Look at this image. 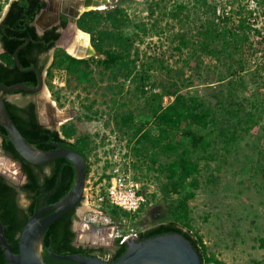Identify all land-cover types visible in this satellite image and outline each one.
Instances as JSON below:
<instances>
[{
    "label": "rangeland",
    "instance_id": "374dc122",
    "mask_svg": "<svg viewBox=\"0 0 264 264\" xmlns=\"http://www.w3.org/2000/svg\"><path fill=\"white\" fill-rule=\"evenodd\" d=\"M13 1L0 0V22ZM109 1L105 11L122 9L132 23H148L146 0ZM235 2L237 6L256 11L252 20V48L243 57L234 56L230 60L221 58L218 61L212 57H201L197 61L188 59L187 66L184 57L174 51L177 42H172V35L176 33V28L173 30L172 27L170 34L166 32L161 37L149 36L143 37L142 41L137 40L132 55L137 50L144 61L156 60L157 64L163 61L170 69L181 70L184 75L177 80L180 94L198 98L210 110L211 119L215 121L206 131L197 128L182 131L174 141L179 153L183 149H192L189 156L199 166V173L195 176L197 187H187L188 191L195 192V198L189 202V216L191 227L202 237L208 254L226 264H264V18L258 17L255 0ZM165 23L162 27L166 26ZM70 27H75V24ZM125 33L134 35L133 26ZM62 47L63 42H60L55 49ZM55 49L49 54V67L53 63ZM93 59L104 57L101 55ZM240 61L246 63V70L234 75ZM49 67L44 71L46 87L43 91L25 97L22 94L7 95L6 99L18 105L35 102L39 121L47 128L52 127L46 102L54 104L61 113H75V117L63 126H73L78 135L90 138L89 151L93 149L87 153L90 173L85 199L76 211L79 218L74 221V230L85 224L106 228L109 234L99 239L106 245H112L118 238L175 221L181 199V195L172 190L177 180L169 182L156 169L159 165L169 164L176 154L161 152L159 148L147 144L146 151L141 145L140 150L135 152L134 147L141 135L133 139V130L126 131L116 125L121 121L118 114L132 111L135 125H143L144 130H150L154 137L158 134L152 115L146 109V103L152 102L150 86H147L149 92L145 98L134 94L135 86L130 82L124 84L125 89L119 96L111 94L105 88L107 84L99 82L98 77L95 86L88 90L82 87L73 89L75 83L69 89L67 77L64 78V85L62 74L55 71L54 79L50 80L52 88H49ZM152 74L153 82L169 84L170 79L165 72ZM153 93L162 94V90L157 89ZM56 94L60 97L59 101ZM173 100L164 97L163 106H168ZM92 104L94 106L89 110ZM63 126L57 131L61 133ZM76 139L74 137L71 141ZM204 141L211 143L207 151L200 147ZM197 148L200 149L196 151ZM115 155H124L126 161L130 162L131 171L145 199L144 205L133 217L124 215L115 218L98 208L96 203L89 204L88 189L92 188L93 195L104 190V177L109 172L105 161ZM9 169L12 173L16 172L11 166ZM20 204L26 205L23 196Z\"/></svg>",
    "mask_w": 264,
    "mask_h": 264
},
{
    "label": "trees",
    "instance_id": "16d2710c",
    "mask_svg": "<svg viewBox=\"0 0 264 264\" xmlns=\"http://www.w3.org/2000/svg\"><path fill=\"white\" fill-rule=\"evenodd\" d=\"M255 2L258 17L264 18V0H255ZM146 5L148 23L134 24L128 14L118 8L104 10L105 13L98 11L84 13L77 20V26L90 35L92 46L104 59H75L62 49H57L53 63L48 68L47 86L52 88L50 80L54 79L55 71L66 73V85L69 89L72 88V83H75L73 89L82 87L83 90H88L95 86L94 82L98 77L99 82L107 84L105 88L111 94L119 96L125 89L124 84L130 82L135 86L134 94L145 98L149 92L147 86H150L152 102L146 103V109L152 115L153 125L158 134L154 137L150 130H144L143 125L139 127L135 125L132 111L118 114L121 121L116 125H120L122 127L120 129L126 131L133 130L134 132L131 133L133 139L141 135L134 147L135 152L140 150L141 145L144 148L143 151H146L147 144L159 148L161 152L176 154L169 164L159 165L156 171L164 175L169 182L177 180L173 183L172 190L175 194L181 195V199L175 221L160 224L147 232L140 233L139 241L179 234L188 239L201 254L203 264H226L214 255L208 254L202 237L191 227L189 202L195 198V192L188 191L187 187H197L198 182L195 176L199 173V166L189 156L192 149H183L179 153L174 143L182 131H191L193 128L206 131L215 122L211 119L212 114L198 98L180 94L177 80L180 75H184L181 70L170 69L164 65L163 61H159L158 64L156 60L144 61L137 50L134 52L135 55H132V49L137 40L142 41L143 37L149 36L161 37L166 32L170 34V27H172L173 30L176 28V33L172 35V42H177L174 51L184 57L183 61L186 65L188 59L197 61L201 57H212L217 61L221 58L230 60L234 56L243 57L252 48L251 36L254 31L252 20L256 11L242 5L237 6L235 0H219L218 2L214 0H146ZM45 6L44 0H18L10 3L9 11L0 26V43L5 49V53L0 55V82L5 86L10 87L21 83L28 87L38 85V76L35 72H22L17 68L14 54L19 47L26 44V39H29L30 42L26 47L17 52L21 66L23 69L36 68L41 72L44 71V64L39 65L37 62L38 57L51 50L60 37L56 28L45 32L42 36L36 33L33 23ZM1 12L0 7V15ZM164 21L166 26L162 27ZM63 22L61 28L66 24L64 19ZM131 26L135 33L128 36L125 32ZM132 56L133 59H131ZM239 65L234 75L246 70V63L240 61ZM152 72H165L169 76V84L153 82ZM157 89H161L162 94L153 93ZM14 94H22L24 97L33 95L23 91ZM55 96L59 101V95ZM164 97L174 100L164 107ZM93 106V104L89 106V110ZM6 107L17 129L31 146L44 152L60 148L76 152L85 158L89 175L87 153L91 141L88 136L78 135L77 129L73 126H63L61 133L43 126L38 120L35 102L30 101L20 106L6 101ZM0 135L4 138L5 151L24 164L28 181L21 190L28 199L33 201V206L27 209L19 208L14 187L0 177V220L9 247L13 253L17 254L19 237L36 211L34 210L36 201H40L39 209L58 203L72 190L76 171L70 161L56 160L50 165L53 169L51 175L41 183L39 175H36L34 170L36 168L42 170L44 167H37L24 161L6 137L7 132L2 127H0ZM74 137L77 139L72 142ZM210 146V142L204 141L200 147L207 151ZM104 178L109 177L105 175ZM43 201L45 204L42 206ZM103 209L115 218L128 216L117 208L105 205ZM75 212H69L46 231L42 253L45 263L77 264L73 261L56 259L51 254L87 257L85 248L74 246L75 233L72 227L76 218ZM50 213L52 211L44 216ZM116 246L111 262L118 260L127 249V244H120V240H117ZM0 264H9L1 247Z\"/></svg>",
    "mask_w": 264,
    "mask_h": 264
},
{
    "label": "water",
    "instance_id": "95a60500",
    "mask_svg": "<svg viewBox=\"0 0 264 264\" xmlns=\"http://www.w3.org/2000/svg\"><path fill=\"white\" fill-rule=\"evenodd\" d=\"M59 2V0H58ZM41 11L38 15L35 24L41 29V33L58 23L60 14L68 15L67 10H71V17L79 20L80 17L90 11H99L96 8L99 5H104L107 9L109 0H62V7L58 4ZM92 10H87L89 7ZM46 20V21H45ZM45 21V22H44ZM44 24V26L42 25ZM77 32L86 34L80 29ZM30 41L27 40L26 44ZM72 43L71 46L74 45ZM19 47L14 54L17 68L22 72H35L38 76V85L36 87H28L24 84H15L13 86H5L0 82V91L6 94H14L19 91L38 94L46 87L45 75L36 68L23 69L17 52L25 46ZM70 46V47H71ZM75 49V46L74 48ZM66 53L75 58L70 49L65 50ZM77 53L82 58L101 57L90 42V47L83 49L77 47ZM45 107L49 118L50 126L57 130L75 117V113H61L57 111L52 103L46 102ZM0 127L7 132V137L12 143L18 155L27 163L34 166H47L52 162L65 159L70 161L76 171L75 183L72 190L58 203L49 206L46 209L36 213L31 217L22 231L19 241V253L15 254L10 249L4 235L3 226L0 220V246L9 264H47L43 260L44 244L43 239L46 231L58 220L64 217L71 211L79 209L85 199L86 182L88 176V165L85 158L71 150L60 148L51 151H39L31 146L23 137L12 121L7 107L6 101L0 95ZM4 176L3 174H1ZM6 177V176H4ZM44 216L46 213L51 212ZM99 233V229L96 230ZM87 244V243H86ZM126 252L116 261L110 262L93 257L83 256H57L51 254L52 257L59 260L73 261L77 264H203L201 254L195 249L192 243L184 236L179 234H170L160 236L146 241H137L133 236L126 240Z\"/></svg>",
    "mask_w": 264,
    "mask_h": 264
},
{
    "label": "flooded vegetation",
    "instance_id": "af4514ba",
    "mask_svg": "<svg viewBox=\"0 0 264 264\" xmlns=\"http://www.w3.org/2000/svg\"><path fill=\"white\" fill-rule=\"evenodd\" d=\"M14 1H18V0H14ZM44 1L46 3L45 9H47L48 7L56 5L57 4L56 2H58V0H44ZM61 1L62 0H59L58 4L62 7V2ZM9 7H10V5H9ZM8 11H9V8L5 12V15L3 16V18H2V20L0 22V26H1L2 22L4 21ZM67 12H68V15L60 14L59 19H58V23L45 31V32H47V31L52 30L53 28H56L57 29L56 32L60 33V37L56 41L55 46L51 50H49L46 53L40 54V56L38 57V61L37 62H38L39 65L44 64V71H45V69L47 67H49L48 63H49V58H50L49 57L50 52L53 49H55L56 46L58 47V44L60 42H63L64 47L57 48V49H62L64 52H66L65 51L66 49H69V47L72 45L73 42H77L78 41V43L80 45V39H81V35L80 34H82V33H78L77 32L76 29H79L78 26H77V20H75L73 17H71V14H70V12L71 13H74V12L71 11V10H67ZM37 17H36V19H37ZM36 19H35L33 25L35 27L37 35L38 36H42L45 32L41 33V29H40L39 25L37 26L35 24ZM63 19L66 21V24H65L64 27L61 28L60 27L61 24L63 25V23H64ZM72 24L73 25L75 24V27H70ZM42 25L44 26V24H42ZM64 33H65V35H63ZM26 40H29V39H26ZM23 49H21V50H23ZM57 49H55V51L53 53V59H54L55 52H56ZM3 53H5V49H4L3 45L0 43V55H2ZM32 58H33V56H32ZM44 71L42 73H44ZM0 95L3 96V98H5L6 101H8L6 99V96L7 95H12V94H7L6 95L5 93L0 92ZM20 106H24V105H20ZM37 114H38V107H37ZM38 120H39V117H38ZM49 129H53V128H49ZM53 130H55V129H53ZM50 165L51 164H49L47 166H40V167H44L42 170L37 169V168L34 170L35 174L39 175L38 177H39L41 183L44 182L46 177L51 175V172H52L53 169H52V166H50ZM9 166H11L14 169V171H16V172L12 173L10 171V169H9ZM0 167H1L0 168V177L4 178L10 185H12L14 187V191H15L14 194L17 197L18 207L21 208V209H27L30 206H33V201L28 199L27 195L25 193H23L22 190H21L27 184V181H28V175H27L26 168H25L24 164L21 161L15 159L13 156H11L10 154H8L5 151V149H4V138L1 135H0ZM2 167H4V171H2ZM37 167H39V166H37ZM7 169H9V171H7ZM1 174H3L6 177L2 176ZM21 196L24 197V200L26 202L25 206H22L20 204ZM44 204H45L44 201L41 202L42 206ZM39 205H40V201L37 200L36 203H35V207H34V210L36 209V211L33 214V216L36 213L42 211L43 209H46V208L49 207V206L48 207H42V209H39ZM75 211H77V210H75ZM75 217L79 218V216L77 215L76 212H75ZM76 218H75V220H76ZM150 229L151 228L146 229L144 231L137 232L136 236L135 235L133 236L134 239L139 241L140 233L147 232ZM96 230L97 229L94 228L92 225H89L87 227L86 226L80 227L77 231H75L74 230V224H73L72 231L75 233L74 246H76V247H82L83 246V248H85L86 251H87V253H86V254H88L87 257H93V258L95 257V258H98V259H101V260H105V261L107 260V261L111 262V257H112V255L115 253V251L117 249V246H116V242L117 241L115 243H112V245H106V243L103 240L101 241V239H99V238H101L102 236L108 235L109 234V233H107L108 230H106V228H105V230L103 229V232L101 231V235L96 233L97 232ZM83 232L85 233V235L88 236L87 244H85L84 242L80 241L79 237H80V234H83ZM20 237H21V235H20ZM20 237H19V241H20ZM18 245H19V243H18ZM18 250H19V248H18Z\"/></svg>",
    "mask_w": 264,
    "mask_h": 264
},
{
    "label": "built area",
    "instance_id": "2783aa9c",
    "mask_svg": "<svg viewBox=\"0 0 264 264\" xmlns=\"http://www.w3.org/2000/svg\"><path fill=\"white\" fill-rule=\"evenodd\" d=\"M62 75V81L65 85L66 73L64 71H58ZM172 99V98H171ZM167 100V98L165 99ZM167 102V101H166ZM108 179H105L104 190L98 191L93 195L92 188L88 189L90 202L93 205L96 203L98 208L103 209L104 206H109L111 208H117L120 212L133 217L138 214L140 209L145 203L144 196L141 194V186L139 182L135 179V175L132 173V165L127 160L124 155H115L111 159H107ZM136 234H131L133 236ZM128 237H123L120 244H124Z\"/></svg>",
    "mask_w": 264,
    "mask_h": 264
},
{
    "label": "bare ground",
    "instance_id": "6f19581e",
    "mask_svg": "<svg viewBox=\"0 0 264 264\" xmlns=\"http://www.w3.org/2000/svg\"><path fill=\"white\" fill-rule=\"evenodd\" d=\"M87 10H92V9H94L93 7H89V9L88 8H86ZM97 10H99V11H102L103 9H105V6L104 5H99V7H97L96 8ZM46 21V20H45ZM44 21V22H45ZM79 33V32H78ZM81 35V39H80V45H79V43H78V41L77 42H75L74 43V45L73 46H71V47H69V49L71 50V53L75 56V57H77V58H82L80 55H78V53H77V47L79 48V47H81V48H83V49H87V48H89L90 47V36L88 35V34H80ZM74 46H75V49H73L74 48ZM48 93V92H47ZM47 98V97H46ZM54 106V105H53ZM1 168V167H0ZM2 171H4V167H2ZM7 171H9V169H7ZM81 238H83V240L86 242L87 240H88V237L87 236H85V235H81ZM95 240V239H94Z\"/></svg>",
    "mask_w": 264,
    "mask_h": 264
},
{
    "label": "clouds",
    "instance_id": "9594fccd",
    "mask_svg": "<svg viewBox=\"0 0 264 264\" xmlns=\"http://www.w3.org/2000/svg\"><path fill=\"white\" fill-rule=\"evenodd\" d=\"M90 42H91V40H90ZM89 225H90V224H85L86 227L89 226ZM91 225H92V224H91ZM92 226H93L94 228H96V229H99L98 227H95L94 225H92ZM99 231H100V232H99L98 234H101V231L103 232V229L100 228ZM136 234H137V233H136ZM81 235H85V233L83 232V234H80V237H79V238H80V241H81V242H84V243L86 244V243L88 242V240L85 242V241L83 240V238H81ZM85 236H86V235H85ZM133 236H134V235H133ZM87 237H88V236H87ZM121 239H122V238H120V239L118 238V240H120V241H121ZM125 243H126V242H125ZM82 244H83V243H82ZM82 247H83V246H82Z\"/></svg>",
    "mask_w": 264,
    "mask_h": 264
}]
</instances>
